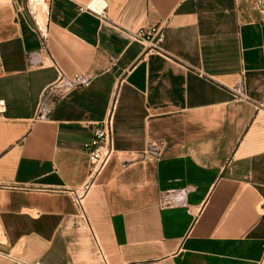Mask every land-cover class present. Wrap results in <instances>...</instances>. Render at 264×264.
<instances>
[{
	"label": "crops",
	"instance_id": "1",
	"mask_svg": "<svg viewBox=\"0 0 264 264\" xmlns=\"http://www.w3.org/2000/svg\"><path fill=\"white\" fill-rule=\"evenodd\" d=\"M90 2L109 19L78 10ZM44 20L43 37L26 0H0V248L40 264H264L257 1L51 0ZM160 21L163 54L123 32ZM79 73L91 84L39 117L45 90ZM114 98L85 219L66 189L88 180L85 125ZM155 140L160 159L137 160Z\"/></svg>",
	"mask_w": 264,
	"mask_h": 264
},
{
	"label": "built area",
	"instance_id": "2",
	"mask_svg": "<svg viewBox=\"0 0 264 264\" xmlns=\"http://www.w3.org/2000/svg\"><path fill=\"white\" fill-rule=\"evenodd\" d=\"M259 7L264 9V0H256ZM51 0H26L27 9L36 24L37 28L45 36L46 21L40 22L38 13L47 16L50 13ZM79 11H90L99 15L103 20L109 19L103 7L100 9L90 3H79ZM166 23L160 21L156 24L143 26L136 30L124 28L123 32L131 40H138L145 43L149 49L159 52H165L162 42L165 38ZM1 63V57H0ZM1 76V70H0ZM93 80L90 73H79L72 78L63 77L60 82L47 88L39 105V117L45 118L52 111L56 103L61 100L70 90L74 88L88 87ZM234 93L238 98H247L242 85L233 88ZM116 100L111 101L105 116L99 121L87 122L85 127L91 132V138L84 143V149L90 158V172L88 180L78 188L66 189L73 198L79 213L83 218L87 219L84 199L88 193L91 185L95 182L97 177L108 165L114 151V116H115ZM6 111V102L0 94V117ZM163 140L149 141L145 149L137 152V160H158L162 156L164 144ZM264 210V207H263ZM0 256L11 261L14 264H40L39 262H27L21 257L12 252L5 251L0 248Z\"/></svg>",
	"mask_w": 264,
	"mask_h": 264
},
{
	"label": "bare ground",
	"instance_id": "3",
	"mask_svg": "<svg viewBox=\"0 0 264 264\" xmlns=\"http://www.w3.org/2000/svg\"><path fill=\"white\" fill-rule=\"evenodd\" d=\"M37 16H38V19L40 20V22H43L44 21V16L43 15L39 14Z\"/></svg>",
	"mask_w": 264,
	"mask_h": 264
},
{
	"label": "rangeland",
	"instance_id": "4",
	"mask_svg": "<svg viewBox=\"0 0 264 264\" xmlns=\"http://www.w3.org/2000/svg\"><path fill=\"white\" fill-rule=\"evenodd\" d=\"M39 14H42V12L38 13V15H39Z\"/></svg>",
	"mask_w": 264,
	"mask_h": 264
}]
</instances>
